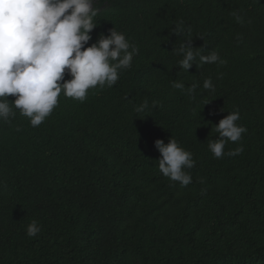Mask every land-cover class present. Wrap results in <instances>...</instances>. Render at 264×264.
I'll return each instance as SVG.
<instances>
[{
	"label": "trees",
	"instance_id": "trees-1",
	"mask_svg": "<svg viewBox=\"0 0 264 264\" xmlns=\"http://www.w3.org/2000/svg\"><path fill=\"white\" fill-rule=\"evenodd\" d=\"M98 6L90 43L115 27L139 51L111 88L84 102L61 93L40 126L15 108L0 121V264H264V0ZM178 21L193 48L226 63L184 72ZM237 110L247 132L225 151H243L215 158V125ZM171 137L195 161L184 187L159 171L155 141ZM33 220L41 231L29 237Z\"/></svg>",
	"mask_w": 264,
	"mask_h": 264
},
{
	"label": "clouds",
	"instance_id": "clouds-1",
	"mask_svg": "<svg viewBox=\"0 0 264 264\" xmlns=\"http://www.w3.org/2000/svg\"><path fill=\"white\" fill-rule=\"evenodd\" d=\"M98 1L0 0V121L10 122L16 115L15 108L29 119L32 127H38L58 105L61 93L84 102L90 89L111 88L121 72L131 66L139 49L115 27L109 29L110 34L100 33L96 41L90 43L93 30L97 28L94 18L101 10ZM232 15L238 23H243L237 12ZM191 32L183 21H178L171 29V34L186 37L173 49L175 55L182 57L177 64L184 72H188L194 62L198 69L205 64L226 63L217 51L205 55L201 48H193V40L187 38ZM172 87L185 90L183 83L173 82ZM198 87L199 83H193L186 89L187 94L191 96ZM203 88L215 91L210 77L203 81ZM10 96L15 98L11 105ZM156 103L153 101L152 107ZM146 110H149L147 101L134 107L138 114ZM229 113L215 125L219 138L208 141V149L215 158L243 151L242 147L225 151L228 142L240 141L247 132L246 127L237 123L239 111ZM155 147L160 153V173L182 187L189 185L192 177L186 170L195 165L192 153L173 137L168 143L157 139ZM40 231L35 220L26 229L29 237Z\"/></svg>",
	"mask_w": 264,
	"mask_h": 264
},
{
	"label": "bare ground",
	"instance_id": "bare-ground-1",
	"mask_svg": "<svg viewBox=\"0 0 264 264\" xmlns=\"http://www.w3.org/2000/svg\"><path fill=\"white\" fill-rule=\"evenodd\" d=\"M254 1V0H253Z\"/></svg>",
	"mask_w": 264,
	"mask_h": 264
}]
</instances>
